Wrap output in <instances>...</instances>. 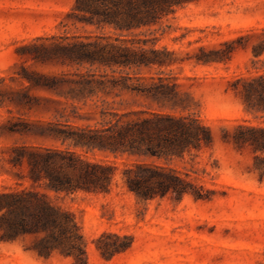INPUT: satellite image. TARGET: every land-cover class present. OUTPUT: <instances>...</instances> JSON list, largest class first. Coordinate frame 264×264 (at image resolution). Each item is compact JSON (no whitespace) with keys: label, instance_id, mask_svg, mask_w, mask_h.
<instances>
[{"label":"rangeland","instance_id":"obj_1","mask_svg":"<svg viewBox=\"0 0 264 264\" xmlns=\"http://www.w3.org/2000/svg\"><path fill=\"white\" fill-rule=\"evenodd\" d=\"M74 4L75 0H0V192L32 189L30 181L17 176L26 175L27 169L6 161L13 147L67 148L32 133L11 134V129L34 132L36 125L50 123L94 126L103 108L193 116L211 129L213 145L183 159L148 163L174 169L184 177L188 174L189 180L203 187L204 200L185 196L181 201L171 197L142 201L122 181L123 169L137 159H116L101 152L87 157L117 165L110 193L56 194L44 186L37 191L74 216L87 244L88 264H264V153L226 141L231 139L226 132L233 135L239 125L264 127V113L248 112L232 86L240 77L263 72L252 63L255 40L242 38L264 30V0H198L179 8L153 28L157 48L173 54L172 65L108 71L115 78L129 74L135 87L149 85L151 78L176 84L185 110L160 109L157 102L137 92L121 90L101 95L105 106L100 102L96 109L92 101L86 106L31 88L23 76L70 75L76 68L36 64L23 47L53 36L114 35L72 16ZM206 58L213 61L203 63ZM105 233L131 237L132 246L104 257L96 241ZM33 241L32 237L16 242L0 239V264H75L73 258L58 253L49 259L39 257L30 250Z\"/></svg>","mask_w":264,"mask_h":264},{"label":"trees","instance_id":"obj_2","mask_svg":"<svg viewBox=\"0 0 264 264\" xmlns=\"http://www.w3.org/2000/svg\"><path fill=\"white\" fill-rule=\"evenodd\" d=\"M198 0H75L72 16L97 30H110L114 35L96 37H56L37 39L23 47L27 57L36 64H55L76 68L74 74L62 76L33 72L23 76L31 88L43 89L66 100L94 102L98 109L101 95L110 96L117 90L132 91L159 104L160 109L185 110L177 85L163 78H151L149 85L135 87L129 74L115 78L117 70H142L172 65V53L158 49L157 30L162 21L190 3ZM148 36L154 38L149 39ZM144 37V39H142ZM255 40L251 53L253 66L263 71L250 77H240L233 83V91L250 113H264V30L242 38ZM203 63H210L206 58ZM261 67L258 68V65ZM82 69L86 71L83 72ZM141 79L137 80L140 82ZM36 131L11 129V134H29L60 141L67 146H17L11 149L6 161L15 168H26L19 179L31 182L32 189L0 192V239L16 242L26 237L34 239L30 250L49 259L58 253L73 258L75 264H88L87 244L74 216L53 204L44 186L56 194L77 192L108 194L116 181L115 163L91 161L87 154L96 152L116 159L128 156L137 162L123 169L124 186L142 201L185 196L206 199L203 187H198L189 175L184 177L174 169L148 163V160L170 162L213 145L211 129L193 116L155 111L124 113L101 110L96 125L38 124ZM226 141L237 148L250 147L264 153V127L239 125L233 135L227 131ZM80 150L84 154H79ZM107 240H110L107 242ZM131 237L103 234L96 247L104 257L127 251Z\"/></svg>","mask_w":264,"mask_h":264}]
</instances>
